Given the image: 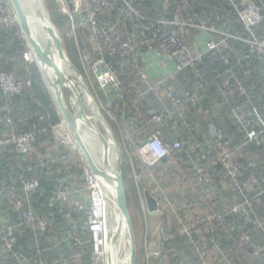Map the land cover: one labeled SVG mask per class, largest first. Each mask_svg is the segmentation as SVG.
<instances>
[{
	"label": "trees",
	"instance_id": "obj_1",
	"mask_svg": "<svg viewBox=\"0 0 264 264\" xmlns=\"http://www.w3.org/2000/svg\"><path fill=\"white\" fill-rule=\"evenodd\" d=\"M113 1L116 8L103 12L100 16L101 25L120 28V21L125 17L124 6L121 0ZM256 2L264 8V0ZM136 4L145 16L154 19L151 23L154 28L160 27L156 21L162 16L172 20L183 17L178 10V0H136ZM192 8L186 16L207 21L232 34L241 33L245 39L251 36L230 0H198L192 3ZM6 10V5L3 10L0 8V16L4 12L6 14ZM261 14V22L252 29L259 39H264V9ZM80 31L86 38V48L91 49L96 58L98 46L93 41L92 34L84 27ZM204 35L203 33V37ZM71 47L69 44L70 57L85 74L74 53L76 50L73 51ZM26 48L27 42L20 26L0 22V71L11 72L18 80L25 82L20 93H5L0 87V140L11 130L34 131L38 146V154L29 157L19 156L13 146H0V183L6 187L3 201H0V215L7 219L5 222L2 220L0 226L14 221L17 217V213L8 206L6 194L17 190L23 196L26 195L21 184L17 182V174L24 169L33 208L39 215H48L53 220L48 232L41 236L40 249L44 251L45 257L51 260L63 253L73 256L72 264H92V233L87 227L84 211L75 213L84 247L75 248L67 242L54 247V236L63 237L69 227L66 215L72 211L69 205L53 202L60 181L67 180L73 197L86 205L89 193L86 190L85 170L78 161L77 152L64 146L55 129L61 122V116L45 84L41 69L36 62L29 63L22 57ZM145 52V49H140L136 57L139 54L143 56ZM222 53L229 58L231 67L247 89L253 105L264 114V57L252 54L247 41L232 37L226 40ZM107 58L123 82L125 95L120 99L112 88L114 98L112 101L110 98L107 100L114 117H111L112 122L119 138L121 125L129 128L128 132L132 136L126 150L133 155L134 166L129 162L123 166L129 207L131 208L134 200L140 209L137 188L132 178H129L135 168L141 176L140 185L158 199L162 213L161 250L159 258L151 260L152 264H264V254L257 260L249 261L239 245L240 237L245 233L264 245V194L254 199L250 208L251 220L248 222L231 212L232 207L242 202L245 195L250 197L257 191L241 190L228 175L221 159L223 149L216 145L217 139L212 138L210 133L211 124L221 130L227 149L235 154L236 162L242 165L237 177L239 182L242 183L253 175L259 184L256 188L264 187V143L259 145L249 141L245 129L234 114L235 106H245L247 97L230 96L237 84L235 81L226 83V66L220 54L215 50L205 52L196 65L186 68L176 79L170 80L177 91H189L193 95L197 94L198 98L186 101L184 118L176 116L171 122L160 126L162 137L165 141L181 139L187 145L197 144L198 147L185 155L183 160L165 158L154 166L143 164L137 153V146L156 128L155 124L149 122L148 116V101L151 96L146 100H137L138 87H130L136 77L140 79L138 66L141 68L144 65L134 61L136 59L131 52L124 57L119 52L108 53ZM136 63L138 66H134ZM198 72L204 74L202 86L198 84ZM169 103L172 104L170 101ZM249 107L251 106L247 104L246 108ZM8 115L13 119L10 126L5 123ZM256 129L260 127L256 125ZM178 130L180 131L177 132ZM54 141L56 144L52 147ZM56 148L58 152H55ZM125 158L128 156L125 155ZM202 169H206L210 177L207 184L197 182V176ZM218 214L224 216L226 224L221 223L217 217L213 221L207 220L209 215ZM260 223H263V227L259 226ZM188 226L191 227V236L185 232V227ZM195 243L207 250L204 258L196 252ZM18 247L27 253L38 250L35 237L28 231L19 233ZM0 264L18 263L11 256L0 253Z\"/></svg>",
	"mask_w": 264,
	"mask_h": 264
},
{
	"label": "built area",
	"instance_id": "obj_2",
	"mask_svg": "<svg viewBox=\"0 0 264 264\" xmlns=\"http://www.w3.org/2000/svg\"><path fill=\"white\" fill-rule=\"evenodd\" d=\"M195 1L198 0H178V10L183 17L179 20H172L167 16H162L156 21L160 27L154 28L151 25L154 19L143 14L142 9L136 4V0H121L124 6L125 17L120 21V28L114 26L107 28L101 25L100 16L104 11L116 8L117 5L113 0H69L72 14L70 35H74L76 31L79 32L81 27L90 31L93 41L98 46L96 58L91 64L96 81L101 89L113 88L120 99H123L125 96L123 82L109 62L107 58L108 53L119 52L124 57L126 53L131 52L135 56L140 49L146 50L145 55L147 52L161 48L170 65L169 72L164 74L165 78L162 77L158 82L151 83L146 69L144 67L140 68L137 63L134 64V66H138L140 77L144 83L143 86L138 87L136 90L137 100H146L153 92L162 91L165 98L173 104L176 116L181 118L185 116L186 101L189 99L195 100V98H198V95H193L189 91H177L175 86L170 83V80L176 79L186 68L196 65L202 59L205 52L217 51L226 66L225 73L228 76L226 83L229 84L231 81H235L237 84V87L230 92V96L235 98L246 96V105L249 104L251 106L249 108H246V105L235 106L234 114L239 124L245 129L249 141H254L259 145L263 144L264 114L251 102L247 89L231 67L229 58L222 53V48L226 45V40L232 37L247 41L252 54L264 57V39H259L252 29L254 25L261 22V12L264 8L256 0H239V2L230 0L243 23L251 32V36L245 39L241 33L232 34L224 28L209 24L207 21L186 16L193 9L192 3ZM5 5L10 6V0H0V8L2 10ZM0 22H7L13 25L18 24V19L13 8L9 9L8 7L6 14L4 12L0 16ZM129 23L132 24V27H130ZM194 29L202 30L206 36V41H208L207 46L200 51V54L197 52L193 53L191 50L189 51L184 44L187 35ZM215 35H218V39L215 38ZM22 57L29 63H37L34 51L29 45L23 52ZM198 75V84L202 86L201 81L204 74L198 72ZM0 87L5 93H20L25 87V82L18 80L11 72L0 71ZM171 119V115L166 109L160 112L154 110L149 112V122L155 124L156 128L137 146V153L143 164L154 166L165 158L180 161L183 160L182 158L185 155H189L192 150L198 147L197 144L187 145V143L177 138L170 141L163 139V132L159 125L169 123ZM5 123L9 126L12 125V117L8 115ZM256 125L260 129H256ZM210 127L212 138L217 139L216 145L223 149L221 159L228 175L240 186L241 190L257 191L253 196L249 197L245 195L244 200L237 203L231 209L232 213L239 215L244 222H248L251 220L250 208L252 203L255 201L254 199L264 194V187L256 188L259 184L257 178L253 175L248 177L244 182H239L237 177L242 165L236 162L235 154L227 149V143L223 140L224 135L221 130L214 124H211ZM128 140H132L131 134H129ZM55 144V141L52 142V147H55ZM0 146H13L19 156H33L38 154L37 134L34 131L17 132L16 130H11L0 140ZM84 170L86 190L89 193L87 205L73 197L72 188L65 179L60 181L57 192L53 197V202L69 205L70 209H72L66 215L69 227L63 233L62 238L54 236V247L66 242L69 245L72 244L75 248L84 247L79 220L75 217L76 212L84 211L87 227L92 233V264H107L108 247L107 244L104 247L103 241L108 242V230L111 221L110 213L113 208V201L106 188L93 175L87 164ZM17 182L21 184L26 195L23 196L24 194L19 193L17 190L6 194L8 206L17 213V217L14 221L0 226V253L4 256H11L18 264H72L73 256L71 255L68 256L60 253L51 260L45 257L44 251L40 249L41 236L48 232L53 220L48 215H39L33 208L29 199V184L24 169L17 174ZM197 182L200 184L210 182L206 169L200 171L197 176ZM216 217L221 223L226 224V220L222 214L216 216L209 215L207 220L213 221ZM259 226L263 227V223H260ZM24 231H28L35 237L38 247L37 251L27 253L19 249V233ZM185 232L191 236V227H185ZM239 245L249 261L257 260L264 254V245L256 242L250 234H243L240 237ZM196 252L203 258L207 254V250L198 245H196ZM222 253L223 255L225 254L223 251ZM224 258L226 259V257Z\"/></svg>",
	"mask_w": 264,
	"mask_h": 264
},
{
	"label": "water",
	"instance_id": "obj_3",
	"mask_svg": "<svg viewBox=\"0 0 264 264\" xmlns=\"http://www.w3.org/2000/svg\"><path fill=\"white\" fill-rule=\"evenodd\" d=\"M10 3L18 19V25L20 26L21 32L26 39L27 45H29L34 51L37 64L39 65L43 76L45 77L43 67L48 66L53 69L55 73V79L53 82L55 93L52 92L48 81L45 78L47 86L52 92L65 123L73 134L76 143L79 145L80 150L86 159L85 161L88 168L103 184L113 201V208L111 210L110 217H113L117 224L114 231L109 233L107 264H117L115 248L121 235L123 234L125 225L128 227L127 234L130 246V264H136L137 248L135 232L122 173L124 166L123 151L115 140L110 124L101 113L99 106L94 99L96 108L102 117L101 122L103 126V132H99V138L104 148V164L103 166H100L96 162L92 153L89 151L88 147L85 145L81 133L79 132V123H85L87 126L92 127V124L88 119L87 108L85 107L86 100H84V96L79 88L84 89V93L87 96H92V94L87 83L84 81L82 74L69 58L56 25L48 16L49 23L45 26L48 39L46 42H41V40H38L33 34V27L31 26L30 18L23 6L22 0H10ZM84 54H86V51H84ZM56 55H58L60 60L62 59L69 64L74 71L75 76L79 78L81 84L78 86L77 84L75 85L73 79L68 75L67 70L59 64L60 61L59 59L57 60ZM66 94L68 95V101ZM112 148L116 154L114 167L109 165V152ZM144 194L149 210L151 212L159 211L160 205L158 199L151 194L149 190H145Z\"/></svg>",
	"mask_w": 264,
	"mask_h": 264
},
{
	"label": "rangeland",
	"instance_id": "obj_4",
	"mask_svg": "<svg viewBox=\"0 0 264 264\" xmlns=\"http://www.w3.org/2000/svg\"><path fill=\"white\" fill-rule=\"evenodd\" d=\"M7 1V0H6ZM32 1V0H31ZM47 14L51 18L52 22L56 25L61 38L63 40L65 49L67 51V54L69 58L71 59L72 63L77 67L79 72L82 74L84 81L87 83L91 94L97 104L99 105V108L103 114V116L107 119V121L110 124L111 130L113 132V135L115 137V140L120 145L122 151H123V161L124 164L129 162L132 166H134V160L133 155L131 152H128L126 148L128 147V136L130 132H128V129L125 125H121V134L119 138V133L115 130L114 123L112 122V113L110 111V103H107V100L110 98L112 101L114 98L113 89L111 87L107 89H101L96 81L95 74L92 70L91 64L93 60L95 59V56L92 54V50L86 48V38L81 31L75 32L74 35H70V21H71V9L69 7V0H42ZM33 3V2H32ZM9 9H11V5L9 6ZM203 31L200 29H194L189 32L186 39L184 40V44L186 47L191 50L193 53H199L202 51V49H205L204 47L207 46L208 41H206V36L203 37ZM215 38L218 39V35H215ZM72 45V50H76L74 52L77 55V60L80 61V65L82 69L84 68L85 74L81 72L79 69V66L77 63L74 62V60L70 57L68 52V45ZM28 46V45H27ZM86 51L87 54H83L82 52ZM137 54V53H136ZM134 61H137L138 63H141L144 65V68L147 71L148 79L151 83L158 82L159 79L164 77V74H167L170 69V65L167 62L166 56L164 54V51L161 48H157L153 51L147 52L144 56H141L140 54L136 57ZM164 54V55H163ZM87 57V58H86ZM164 57V58H163ZM86 61H85V59ZM164 59V63L161 59ZM80 67V68H81ZM164 67L167 69L165 70ZM43 76V73H42ZM167 77V76H166ZM165 78V77H164ZM43 79L45 83L47 84L45 77L43 76ZM144 83L140 77H136V79L133 81V83L130 85L131 88H137L143 86ZM50 90V89H49ZM51 92V90H50ZM52 99L54 100V104L60 113V110L56 104V101L52 95ZM151 100L149 105V109L154 111H162L161 109L167 108V111L170 113L171 118L176 117V110L174 107H172V104L169 103V101L165 98L164 92L157 91L153 92L151 95ZM66 98L68 101V95L66 94ZM149 109H147L149 111ZM61 116V114H60ZM149 116V113H148ZM112 117V118H111ZM114 120V119H113ZM115 121V120H114ZM63 126L62 132L61 127ZM161 125H159L160 127ZM59 129V135L64 143V146L66 148L72 149L73 151L77 152L78 154V161H80L82 167H86L85 157L83 156L80 147H78L75 138L73 134L71 133L69 127L64 121L63 116H61V125L58 128ZM178 130L177 132H179ZM72 136V138H71ZM55 152H58V149H55ZM125 155L128 156V158H125ZM99 156V155H98ZM161 162V161H160ZM159 162V163H160ZM158 164V163H157ZM156 164V165H157ZM123 173V172H122ZM129 178H132L133 183L135 184L138 195H139V205L140 209L136 206V203H132L130 209L131 213V219L132 224L135 232V239H136V248H137V257H136V264H152L151 260H155L159 258L158 254L161 250L160 246V239H162L163 235V225L161 221V210L157 212H151L148 208L144 192L147 189H143L140 185L141 176L136 172V169L134 168L133 174L131 173L129 175ZM124 180V178H123ZM125 184V182H124ZM162 228V229H161Z\"/></svg>",
	"mask_w": 264,
	"mask_h": 264
},
{
	"label": "bare ground",
	"instance_id": "obj_5",
	"mask_svg": "<svg viewBox=\"0 0 264 264\" xmlns=\"http://www.w3.org/2000/svg\"><path fill=\"white\" fill-rule=\"evenodd\" d=\"M22 2L30 18V23H31V26L33 27L34 36L38 40H41V42H46V40L48 39V35H47V32L45 31V26L48 25L49 23L48 22L49 15L47 14L46 8L42 0H32V1L22 0ZM56 56L58 60L59 59L58 55ZM59 61H58L59 64H61L65 68V70H67L68 75L73 79L75 85L77 84L78 86L79 84H81L79 78L75 76L74 71L69 66V64H67L62 59L61 60L59 59ZM43 68L45 72V78L48 81V84L52 92L55 93V88L53 84L54 79H55V73L53 69L48 66L47 67L45 66ZM79 89L81 90L84 96V100H86L85 107L87 108V115H88V119L90 120V123L92 124V127H90V126H87L85 123H79V132L81 133V136L83 138L85 145L88 147L89 151L92 153L96 162L100 166H103L104 148L99 138V132L101 131L103 132V126L101 122L102 117L100 116V113L96 108L94 98L89 95L87 96L84 93L85 92L84 89L82 88H79ZM115 158H116V154H115L114 149L112 148L109 152V165H111L112 167L115 166ZM116 224L117 222L112 217L110 224H109L108 240H109V233L114 231ZM124 228L125 229L123 230V234L121 235L117 243V246L115 248L117 264H130V246H129V237L127 234V228H128L127 225H125ZM106 244L108 247V242L103 241L104 247H106Z\"/></svg>",
	"mask_w": 264,
	"mask_h": 264
},
{
	"label": "crops",
	"instance_id": "obj_6",
	"mask_svg": "<svg viewBox=\"0 0 264 264\" xmlns=\"http://www.w3.org/2000/svg\"><path fill=\"white\" fill-rule=\"evenodd\" d=\"M164 55V54H163ZM164 58V57H163ZM161 59V58H160ZM162 60V62L164 63V59H161ZM164 69L166 70L167 68L166 67H164ZM170 70V69H169ZM41 73H42V71H41ZM46 84V83H45ZM46 86H47V84H46ZM50 91V90H49ZM166 110H167V108H165ZM161 110H164V109H161ZM59 114H61V113H59ZM62 116V115H61ZM60 125H61V122L55 127V129H56V131L59 133V127H60ZM62 129H63V126L61 127V132H62ZM60 134V133H59ZM2 135V132L0 131V136ZM60 136V135H59ZM5 189H6V187H5V185H3L2 183H0V201L2 202L3 201V193L5 192ZM1 202H0V206L2 205L1 204ZM2 212V211H1ZM0 212V213H1ZM8 214H10V212L8 213ZM2 220H4L3 222H5L7 219H6V217L5 216H3V215H0V222H2Z\"/></svg>",
	"mask_w": 264,
	"mask_h": 264
}]
</instances>
